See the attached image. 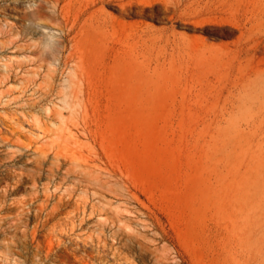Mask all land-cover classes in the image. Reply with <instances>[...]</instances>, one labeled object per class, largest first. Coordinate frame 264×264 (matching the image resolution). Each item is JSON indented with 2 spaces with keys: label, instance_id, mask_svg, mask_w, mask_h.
<instances>
[{
  "label": "rangeland",
  "instance_id": "rangeland-1",
  "mask_svg": "<svg viewBox=\"0 0 264 264\" xmlns=\"http://www.w3.org/2000/svg\"><path fill=\"white\" fill-rule=\"evenodd\" d=\"M31 6L0 0V264H264V0H106L76 54Z\"/></svg>",
  "mask_w": 264,
  "mask_h": 264
},
{
  "label": "bare ground",
  "instance_id": "bare-ground-1",
  "mask_svg": "<svg viewBox=\"0 0 264 264\" xmlns=\"http://www.w3.org/2000/svg\"><path fill=\"white\" fill-rule=\"evenodd\" d=\"M32 1H33V6H31V10H28L27 12H25V14L28 16L29 19L32 18V19L37 20L36 25H38V27L43 31L44 42L47 44H50L52 46L60 45L61 47L64 48L65 47L64 43L66 41V36H67V34L64 32L65 27L69 28V32L77 30V32L75 31L76 33H75L74 37L72 38V48H71V50L76 54V52L80 48V40L86 36L87 31L91 30V28H90L91 26L89 24L90 18L85 17L88 14V10L93 6H96L97 4L105 3L106 0H100V2H98L96 0H91V1H84V0H32ZM170 1L171 0H168V2H170ZM136 2L139 3L140 1H136ZM132 4H133V1H129V2L124 3L122 5L120 4V6L122 7L123 11H126L127 7L132 6ZM73 10H75V15H74V18L71 20L70 15H71V12ZM261 10H262L261 14L258 16V18L255 21L257 23L259 22V24L264 22V7H261ZM54 21L58 22V23L53 25L52 23ZM6 23H7V26H9V25L13 26L12 22L7 21ZM54 31H56V32L60 31V34L54 32ZM62 52H63V50H60V55L63 56ZM70 54L72 55L73 53L71 52ZM71 55H70V57H71ZM70 57H67L66 60L64 59L65 61L61 60V56H60V58L57 59V60H59L60 66L63 64L66 68L69 67L72 71V72H70V76L68 77L67 81H73L74 76L77 74L76 73L77 69L81 68L83 65V64L81 65L79 63H75V61L74 62L70 61L69 60ZM42 58H45V57L42 56ZM43 61L45 62L44 59H43ZM44 62H41V64ZM70 65L72 67H70ZM135 71H137V72H135V75L137 76L140 70L138 71V69H137ZM257 75H258L257 76L258 79L261 80V82H263L264 81V72H258ZM138 100H139L138 102L141 103V102H146L148 99H143L140 96V98ZM150 104L151 105L153 104L152 99H151ZM151 110H153V106H152ZM75 165H77V164H75ZM40 166H41V164H40ZM50 167H53V166L50 165ZM94 188H96V187H94ZM120 221H122V220H120ZM140 237H141V235L133 233V234H129L127 236V240L133 244H137V246L141 250H145V251L150 250V247L147 245V243L142 241L140 239Z\"/></svg>",
  "mask_w": 264,
  "mask_h": 264
}]
</instances>
